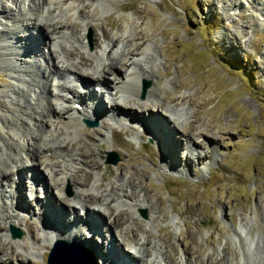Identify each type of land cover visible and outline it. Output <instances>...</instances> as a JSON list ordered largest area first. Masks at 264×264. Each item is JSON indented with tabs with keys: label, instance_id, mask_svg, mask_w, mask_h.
Segmentation results:
<instances>
[{
	"label": "rangeland",
	"instance_id": "obj_1",
	"mask_svg": "<svg viewBox=\"0 0 264 264\" xmlns=\"http://www.w3.org/2000/svg\"><path fill=\"white\" fill-rule=\"evenodd\" d=\"M39 1L41 4V0ZM64 1L68 6H63L61 11L57 8L50 13L44 11L42 19L46 20L60 14L63 18L74 22L76 34H82L85 44L84 49L76 47L75 61H79L82 55L86 63L91 62L93 66L95 65L96 57L94 59L87 53H102L103 47L108 48L110 41L103 38V32H108L110 36L114 34L121 36V40L119 39L110 50L109 54L113 56L115 49L125 43L122 38L130 32L132 38L128 36L130 41L126 43L125 48L132 49L137 43L142 42V44H137L139 48L129 54L126 60L146 59V64L152 66L154 71L149 78L137 79L138 95L132 93L120 95L117 93V95L111 93L107 87L101 86L102 92L96 90L100 98L103 96L105 110L100 117H84L96 121L95 124L88 125L82 118L80 119L81 126L87 129L88 134L82 133L81 131L84 130L80 127L76 134L77 138L72 139V147L79 148L82 144L85 153L82 157L78 156L80 163L74 164L70 181L62 184V195L67 200L72 199L74 191L84 190L91 185L93 179H99L103 189L112 187L109 191L118 194L117 196L124 203L143 199L145 205L143 207L122 206L125 213L120 216L117 223L113 220L115 206L109 204L104 218L100 221L104 223L107 220L112 221L114 226L116 223V232L121 235L126 234V228H135L139 244L145 241L144 238L148 233L151 244L146 245L149 251L147 256L149 255L150 260L156 259L157 264H170L164 253L171 256L173 264H184L185 257L188 259L187 264H223V261L217 262L221 256L228 260L229 264H245V250L250 253L248 264H262L255 260L254 253L256 239L260 237L264 242V0ZM15 2L16 0H0V9L3 5L13 8ZM24 2V6L33 12L31 0ZM78 7L83 9L82 13L77 11ZM82 19L87 22L86 28L81 24ZM4 22L13 24L0 16V27H4ZM72 30L74 31L73 28ZM23 32L29 34L26 28ZM39 38L40 42L49 40V37L45 36ZM41 44L38 51L43 50L42 52L47 54L49 47ZM62 52L63 50L59 51L60 54ZM146 53L152 54L151 62ZM109 54L108 56L107 53L104 54L106 62L109 61ZM39 56L37 55L36 59ZM78 66L83 70L88 69L80 66L79 63ZM125 68L120 69L116 74L118 79L126 73ZM140 70L138 68L137 71ZM88 71L91 72L92 69ZM92 73L93 71L89 87L95 89L98 84L94 85L96 80H93L95 74ZM13 74L0 65V99L5 102L9 99H19L22 106L25 100L30 99L34 102V98L38 97L30 96L34 89L38 95L41 94L40 87L34 81L38 78L37 73L24 74L21 79L24 81L20 83L14 79L17 75L11 76ZM71 74L70 79H74V74L77 78L80 76L79 69H74ZM113 74L106 73V76L113 79ZM14 84H18L20 89ZM143 84L146 86L141 95ZM79 88L83 90L82 86ZM159 89L161 92L158 91ZM151 90L161 93L163 98L161 103H164L163 109L154 108L155 110L152 111L156 114L154 116L158 114L157 117L166 118L167 108L171 109V119L180 125L183 131L189 125L199 127L202 122L216 123L214 124L216 129L211 131L216 143L204 142V145L193 151L201 153L200 159H196L186 150L183 131L177 128L172 130L173 123L169 121L163 120L156 125L165 129L168 127L170 132L164 130V134L176 136L180 148L172 147L173 159L164 162L162 159L167 151L169 152L167 149L169 137L162 135L161 142L154 133L153 137L149 134L153 127L145 128L148 133L139 123L127 121L119 124L121 120L109 117L111 108L107 99L110 97L111 99L120 97L123 104L129 101L133 103L135 98L136 101L146 99ZM181 95L188 99H178L176 103L170 101V98H178ZM67 106L71 107L70 104ZM124 110V113L130 112L128 108ZM192 110H195V116L192 115ZM11 111L7 113V109L0 106V126L8 124L1 119L5 118L6 114H17L13 106ZM18 112L22 111L19 109ZM23 112L22 116L29 117L28 112L24 109ZM163 127H159L160 133ZM101 134L105 137H101ZM46 138L48 139L49 135H46ZM2 145L3 140L0 139V146ZM169 153L171 154V151ZM1 154L2 158L14 157V152L6 148L4 150V147L1 149ZM114 155L117 156L116 161L109 162ZM187 156L188 163L185 159ZM173 160L175 165L170 167V162ZM27 163L30 164V161L27 160ZM27 171L23 170L26 175L19 182L22 189L19 192L21 200L19 202L25 201V204L28 202L30 210L18 211L19 216L22 217L20 224L16 225L22 232L20 237H16L19 240L14 242L9 233L7 239L3 238L4 230L8 232V223L0 227V246H3L0 257L5 260V264H21V261L26 260L27 257L33 264H45L46 253L50 247L49 245L47 249H44L45 246L42 248L43 243L35 242L31 237L36 233L37 237L43 239L41 225L36 218L41 215V210L38 211V204L35 201L45 200L44 194L47 193V188L45 185H38L35 181L36 194L31 196L28 187L32 178H29L30 172ZM17 175L18 172H14L13 179L16 180ZM73 176L80 184L72 181ZM129 177L137 185V195L126 198L116 188L120 186L119 183L126 185ZM122 179L126 180L122 181ZM0 183L3 186L7 184L2 180ZM87 183V186L84 185ZM40 187L44 190L43 198H39L37 194ZM126 189L127 192L134 190L130 185H126ZM53 192L54 189L48 190V197L49 193ZM10 199L11 197L8 201ZM74 204L79 212L77 217L82 219V213L86 209L105 207L99 202L81 201L79 198ZM33 211L37 215H33ZM49 212L51 216L58 215L62 212V206H51L45 216ZM64 218L65 216L59 220ZM70 219L72 218H69V221ZM97 224L102 225L101 222ZM28 228L30 233L27 231ZM123 229L126 231L122 232ZM96 232L97 230L89 233L85 231V235H94L99 241L105 240ZM128 235L131 237L130 233ZM116 240L117 245L106 244L107 242L106 245H101L102 243L98 242V249L105 254L104 249L107 246L114 255L124 253L126 246L124 247L121 239ZM225 243H229L230 252L223 251ZM83 246L88 251L86 246ZM133 246L132 243H128L130 251ZM5 248H8V251ZM95 248L97 247L90 249L93 251ZM262 254L264 255L263 252ZM91 257L95 264L101 262V254L97 256L91 254ZM129 258L132 261L134 259L132 256ZM120 259L121 257L118 258L119 261L113 262L115 264L132 262L128 258L124 261ZM142 263L145 264L146 261L142 260Z\"/></svg>",
	"mask_w": 264,
	"mask_h": 264
},
{
	"label": "bare ground",
	"instance_id": "obj_2",
	"mask_svg": "<svg viewBox=\"0 0 264 264\" xmlns=\"http://www.w3.org/2000/svg\"><path fill=\"white\" fill-rule=\"evenodd\" d=\"M24 1L25 0H16L13 8H8V6L3 5L0 9V16L4 17L8 21L13 22L11 26L8 25L9 23L4 22V27H0V65L1 68L13 72L14 74L11 75L12 77H16L15 75H17V78L14 79L18 83L24 81L21 80L24 74L32 75V72L37 73L38 78H35L34 81H36L38 87H40L39 92L41 93L40 95L44 96V99L43 101H39V98L35 97L34 102H31L30 99L25 100V104L23 106L20 104L19 99H9L6 100L7 102L0 99V106L5 107L7 109V113L12 112V106L17 111V114L9 113L10 115L6 114L7 118H1L8 124L5 126H0V139L3 140V145L0 146V181L2 180L3 182H7L5 186L0 183V227H4V224L7 223L19 225V221L22 220V217L19 216L18 211H23L24 209H27V211L30 210L28 209V202L27 204H25V201L24 203L19 202L21 201L19 192L22 191L19 186V182L20 179L24 175H26V173H23V170H28L27 172H30L29 178H32L31 182L34 180L33 182L36 181L38 185H45L47 188V195L44 194L45 200L35 201V203L38 204V211L41 210V215L37 216V218L41 225L40 231L42 233L41 235L43 239L41 240V237H37L36 233L31 235L32 239L35 240V242L43 243V245H41L42 248L45 246L44 249H47V247H49L51 243V240H54L55 238H64L66 240L69 239L74 242L83 243L84 245H88L92 248L96 246L97 248H95L93 251L96 253V255L101 254V262L97 264H107V262L108 264H115L113 261L118 260L119 257H121L120 261H124L125 258H128L130 261V256L134 258L133 261L131 260V264H143L142 260L146 261L145 264H155L156 259L155 261L150 260L148 258L149 255L147 256L149 251L146 245L151 244L150 235L148 233L144 238L145 241L139 244L137 242V232H135V228H126L127 232L125 235H121L116 232V223L119 222L120 216L125 213L122 209V206L140 208L145 206L143 203V199L135 200L134 202L125 201L126 203H124L123 201H121V199H119V196H117L118 194L109 191L112 187L110 189H103V184L99 182V179H93L91 185L89 186H87L88 183L84 184L87 186V188H85L84 190L80 189V191H74V196L72 199L67 200V198L62 195V184L70 181V177H72L71 171L73 170L72 168L74 167V164L76 165L77 163H80V159L78 158V156L82 157V155L85 153L83 148L84 146L80 142L79 143L81 144V146L79 148L72 147V139L77 138L76 134L80 127L84 130L81 131L82 133H84L85 135L88 134L87 129L81 126L80 119L82 117H100L102 115V112L105 110L103 104L104 101L102 99L103 96L102 98H100V96L97 95L98 93L97 91H95L94 87L93 89L89 87L90 83L92 82L91 72L93 71V73L95 74V77L93 76V80H96V83L94 85L98 84L101 87H107L110 92H114V94L119 93L120 95L124 93H132L138 95L139 89L137 85V79H139L140 77L149 78L153 74L152 72L154 71V69L152 66H148L146 64V59L141 58L135 61H128L126 60V58L129 54L133 53L137 48H139L138 45H141L142 42L139 44L137 43L138 45H134L132 49H126L125 45L130 41L128 36L131 37V34L129 32L122 38L125 43L123 42L121 46H118L114 51V55L112 56L111 54L110 56L109 53L112 49V46H114L119 39L121 40V36H116L115 34L113 36H110L108 32H103V38L109 39L110 41V43H108L107 45L108 50L105 46L103 47L104 49L102 48V53H87L88 56L94 57V59L96 57L95 65L93 66L91 62L86 63V61L81 57L82 55L79 57V61H75L77 58L75 56V54L77 53L76 47H82L84 49L85 44L83 42L82 34H76V27L74 28V22L63 18L60 14L55 16L50 15L52 17L49 16L50 18H47L46 20L42 19V12L49 11L48 13H50L55 8L61 11L62 7L66 5L65 1L41 0L40 4L39 0H37L38 2H35V0H31V6L32 8H34L33 12L32 10L29 11V9L24 6ZM45 7H48V9H46ZM79 8L80 7H78L77 11L82 13L83 9ZM86 23L84 21L83 23H81L83 25V28L86 26ZM70 27H72L74 31L72 30V28L70 30ZM25 28L29 31V34L23 32V29ZM43 36L49 37V40L47 42H40L39 37ZM40 44L49 47L47 54L42 52L43 50L40 51L41 53L38 51ZM109 44H111L110 47ZM97 45H99L98 41ZM60 50H63L61 54L59 53ZM105 53H107V56L109 54L108 62H106V59H104ZM146 54L148 55L149 62H151L150 60L153 57L152 54ZM37 55L41 56L40 61H38V57L36 59ZM78 63L80 64V66H84L88 69L83 70L78 66ZM124 68L126 73H123L120 79H118L116 77V74L118 73V71H120V69ZM138 68L141 70L137 71ZM74 69H79L80 76H77V78H75L76 75L74 74L73 80H79L80 85H82L83 87V90L82 88L76 89L75 86L69 83V81L72 80L70 79V76L72 75L71 72L74 71ZM90 69H92L91 72L88 71ZM111 72L114 73L113 79H109L106 76V73ZM64 76L69 77L68 79H63ZM15 86L20 89L18 84H16ZM128 86H130L131 88H129ZM17 90L15 91L17 92ZM99 90L101 91L102 89ZM158 91L161 92L160 89ZM185 98L188 99V97L181 95V97L178 98H170V101L176 103L178 99L184 100ZM162 100L163 98L161 93H156L153 90L149 91L146 99H139L136 101L135 98L133 103L129 101L127 104H123L120 97L118 99H111L110 97L109 99H107V103L111 108L109 117L111 119L117 118L121 120L119 121V124H124V122L127 121L128 123H139L144 127L142 129L147 132L148 130L145 128L152 129L153 127L151 133H148L151 135V137H153L152 134L154 133V136L160 139V141L162 142V135H166L164 134V132L168 130V127L167 129H165L163 126H157L156 123H161V121L163 120L165 122L169 121L173 123L172 130H176V128L179 130L181 129L180 125L176 124L171 119L172 111L169 108H167L168 114L166 118H159L157 117L158 114L157 116H154L156 115L152 112L153 110H155L154 108H164V103H161ZM190 100L191 98H189V101ZM75 102H78L80 106L75 107ZM67 104H70L71 107H68ZM22 108L25 110V112H28V110L26 111V109L31 110L28 112L29 117L22 116V114L24 113ZM126 108L130 110V114L128 112L124 113V109ZM132 108H135L134 111L131 110ZM19 109L22 112H18ZM191 112L192 115L195 116V110H192ZM214 124L216 123L202 122L200 123L199 127L189 125V127L185 128V131L181 129L183 131V135L185 136L184 146L187 148L186 150H188L192 154L193 157H196V159H200L202 157L201 153L193 152L197 147L204 145V142L212 144L216 143L214 137L212 136L213 133L211 132L212 130L216 129V126ZM159 127H163L161 133V128ZM46 135H49L48 139L46 138ZM101 137H105V135L101 134ZM167 137H169V147L167 149H169V152L171 151V154L167 151L165 157L162 159L164 162L168 159H173L172 147L176 146L180 148L179 141L178 139H176V136L170 135ZM103 139L105 140V138ZM156 144L158 145V143ZM2 147H4V150L6 148L13 151L14 157H9L10 159L2 158ZM205 154H207V152ZM185 159L186 163H188V156ZM27 160L30 161V164L27 163ZM174 162V160L170 162L169 166L173 167L175 165ZM14 172H18L16 180L12 177L14 176ZM130 179L131 177L128 178L126 185H130L131 188H134L133 191L127 192L126 185H123L122 183H119L120 186L116 188L117 190L121 191L122 195H125L126 198L135 197L137 195V185L135 184V181ZM125 180L122 179V181ZM72 181L80 184L78 181H76L74 176ZM82 182L84 183L85 180H83ZM50 189H54V192L49 193L48 197V190ZM9 197H11L10 201H8ZM77 198H79L81 201L92 200L94 202H99L105 205V207L86 209L85 211H83L84 213H82L83 219L86 220L87 218H89V221L85 223L86 225H83L80 228L79 226H76L74 230L67 231V229H69L68 226L74 224L72 223L73 218L79 215L78 209L76 210V206L74 204V201H76ZM55 201L56 203H54ZM109 204L115 206V214L113 217V220H115L116 222L115 226L112 224V221L108 222L107 220V222L105 221L106 223L100 221V219L104 218L103 216L107 212V206ZM53 205H61L62 212L58 215L53 216H51V213L49 212L45 216L46 211ZM32 214L37 215L34 211L32 212ZM64 216V219L59 220ZM69 218L72 219H70L69 221ZM55 221H58V223ZM98 222H101L102 225H104L103 227L105 228H103L101 224L98 225ZM94 229H98V235L105 238V240L100 239L99 241L95 238L94 235H85V232L83 231L86 230L89 233L92 230L94 231ZM126 230L123 229L122 232H125ZM4 231L5 232H3L2 236L4 239H7L8 232L6 230ZM27 231L30 233L29 228ZM129 233L131 237H129ZM112 237H115V239H112ZM116 239H121L124 247L126 246L124 248V253H121L118 256L114 255L112 250L107 246H105L104 249L105 254H103L101 250L98 249V242H100V244L102 243L101 245L105 244L106 242L107 244L117 245L118 242L116 244ZM261 239L260 237L256 239V251L254 253V256L257 262H261L262 264H264V255L262 254V252L264 253V242L263 239ZM12 240L14 242H17L19 239L12 237ZM159 242H161L160 239ZM128 243H132L134 245L131 251L128 247ZM136 245L137 248H135ZM2 247L3 246H0V250H3ZM229 250H231L229 243H225L223 246V251L226 253ZM126 253L127 256H125ZM106 254L109 255L106 256ZM249 254L250 253L248 250L244 251L245 264L249 263ZM164 255L165 258L167 257V261L169 259L168 262L170 264H173L171 256H168L165 253ZM114 256H117L118 258ZM184 261V264H187L186 262H188V259L185 257ZM219 261H223V264H229L228 260H226L222 256L217 260V262ZM0 264H5V260H3L1 257ZM21 264L33 263L30 262L29 257H27L26 260L21 261Z\"/></svg>",
	"mask_w": 264,
	"mask_h": 264
},
{
	"label": "water",
	"instance_id": "obj_3",
	"mask_svg": "<svg viewBox=\"0 0 264 264\" xmlns=\"http://www.w3.org/2000/svg\"><path fill=\"white\" fill-rule=\"evenodd\" d=\"M142 86L141 95L145 88ZM93 124L94 122H87ZM117 156L114 155L109 162H115ZM8 231L11 237H20L22 232L13 224H8ZM45 264H95L94 259L85 253L80 247L63 240H56L46 255Z\"/></svg>",
	"mask_w": 264,
	"mask_h": 264
}]
</instances>
